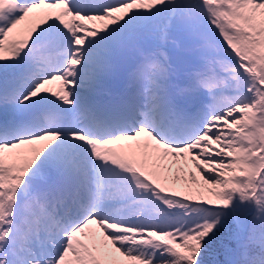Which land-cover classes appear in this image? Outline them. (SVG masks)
<instances>
[{"label": "snow or ice", "instance_id": "snow-or-ice-1", "mask_svg": "<svg viewBox=\"0 0 264 264\" xmlns=\"http://www.w3.org/2000/svg\"><path fill=\"white\" fill-rule=\"evenodd\" d=\"M0 264H264V0H0Z\"/></svg>", "mask_w": 264, "mask_h": 264}]
</instances>
